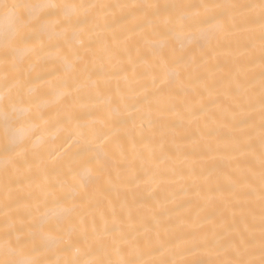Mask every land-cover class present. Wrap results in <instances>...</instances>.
Returning a JSON list of instances; mask_svg holds the SVG:
<instances>
[{
    "label": "snow or ice",
    "instance_id": "6c2138e0",
    "mask_svg": "<svg viewBox=\"0 0 264 264\" xmlns=\"http://www.w3.org/2000/svg\"><path fill=\"white\" fill-rule=\"evenodd\" d=\"M0 12L11 22L0 38V108L8 115L4 152L27 151L31 142V156L43 155L40 163L50 177L39 215L26 227L4 212L0 264H264V0H0ZM116 17L131 26L109 33ZM256 26L259 44L249 42L251 57L229 83L237 122H228V147L248 165L235 181L249 198L242 236L189 232L180 242L162 233L134 239L128 222H116L115 209L111 223L98 221L95 213L89 222L88 209L98 206L85 208L84 194L113 163L109 125L118 122L134 138L137 123L152 129L174 111L164 98L193 88L211 93L207 74L200 73L203 57L192 58L196 48ZM98 42H106V56L97 58ZM130 42L142 45L147 58L114 99L112 79L129 78L126 68L112 71L110 62L115 56L132 62L124 48ZM86 90L88 104L82 103ZM141 90L143 96L131 102L129 93ZM89 137L94 147L45 151L46 145L75 147ZM9 207L6 201L0 211ZM146 250L157 258L142 259ZM211 253L219 258H204Z\"/></svg>",
    "mask_w": 264,
    "mask_h": 264
},
{
    "label": "bare ground",
    "instance_id": "6f19581e",
    "mask_svg": "<svg viewBox=\"0 0 264 264\" xmlns=\"http://www.w3.org/2000/svg\"><path fill=\"white\" fill-rule=\"evenodd\" d=\"M61 2L79 3L82 0ZM111 23L114 28L109 33L132 24L120 17L113 18ZM258 37V26L251 31L237 29L213 38L203 49L197 47L192 58L203 57L200 73L207 74L211 93L204 88H193L179 91L170 100L164 98L166 103L174 104L175 109L166 113L152 129L140 128L137 123L133 138L118 122L109 125L114 134L113 163L110 172L101 176L84 194L85 208L89 204L98 206L88 209L86 219L89 222L95 213L98 221L111 223V213L115 209L116 222H128L134 239L162 233L165 240L180 242L189 232L200 235L222 232L233 240L242 236L247 228L249 198L244 194V187L235 181L243 176L248 165L228 147L233 131L228 122H237L229 83L246 67L251 57L247 45L255 40L258 46ZM105 43H96L97 58L106 56ZM124 48L126 55L130 50L132 62L120 56L110 62L112 71L126 68L124 75L129 78L127 82L122 76L112 79L114 99L122 95L120 89L132 84L131 78L137 76L147 58V50L142 45L130 42ZM137 60L140 62L136 63ZM82 95V103H91L87 90ZM129 96L131 102H135L143 96V91L130 92ZM7 120L6 110L0 108V208L6 201L10 205L0 211V220L6 211L18 226L26 227L32 217L39 215L36 211L39 198L50 177L40 163L43 155L31 156V142L26 145L27 151L4 152L8 140ZM95 143L91 137L75 147H70L71 142H57L46 145L45 151L52 147L71 153L94 147ZM9 191L10 198L7 196ZM185 191L187 195L183 194ZM254 207L258 213V201ZM40 210L47 209L41 206ZM60 258L68 257L61 254ZM154 258L157 257L148 254L147 250L142 255L144 260ZM204 258L219 257L211 253L205 254Z\"/></svg>",
    "mask_w": 264,
    "mask_h": 264
},
{
    "label": "clouds",
    "instance_id": "9594fccd",
    "mask_svg": "<svg viewBox=\"0 0 264 264\" xmlns=\"http://www.w3.org/2000/svg\"><path fill=\"white\" fill-rule=\"evenodd\" d=\"M0 17H2V20H0V34L4 36L8 32L11 22L3 12H0Z\"/></svg>",
    "mask_w": 264,
    "mask_h": 264
}]
</instances>
